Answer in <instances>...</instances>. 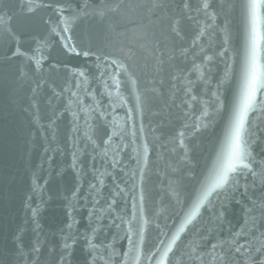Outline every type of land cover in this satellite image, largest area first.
I'll list each match as a JSON object with an SVG mask.
<instances>
[{"label":"snow or ice","instance_id":"obj_1","mask_svg":"<svg viewBox=\"0 0 264 264\" xmlns=\"http://www.w3.org/2000/svg\"><path fill=\"white\" fill-rule=\"evenodd\" d=\"M4 5L27 183L0 264H264V0H19L26 36Z\"/></svg>","mask_w":264,"mask_h":264},{"label":"water","instance_id":"obj_2","mask_svg":"<svg viewBox=\"0 0 264 264\" xmlns=\"http://www.w3.org/2000/svg\"><path fill=\"white\" fill-rule=\"evenodd\" d=\"M18 2L19 0H5L4 7L11 13V26L15 32L26 36L38 27V20L36 16L27 15L19 9ZM0 39L7 40L10 37L6 33H0ZM97 39H102V37H97ZM127 42L129 47L124 49L125 56L140 60L142 63L141 54H147L152 44L151 39L143 29L134 28L129 32ZM3 51L4 49L0 48V54ZM14 70V67L9 68L0 63V77ZM6 100L7 91L0 89V107L6 104ZM63 134L64 129L61 128V135L63 136ZM25 135L26 125L24 132L13 131V126L8 121L0 120V176H5L11 172H15L17 175L16 183L11 187L0 183V228L6 230L14 229L18 220L23 217V212L19 210V196L27 183L24 175ZM10 194L12 199H9ZM61 214L62 208L58 201L48 206L46 215L50 221L58 220ZM229 219L233 222H239V211L234 209L233 212L229 213Z\"/></svg>","mask_w":264,"mask_h":264}]
</instances>
